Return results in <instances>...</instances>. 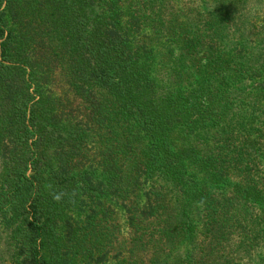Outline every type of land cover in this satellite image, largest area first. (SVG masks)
I'll return each mask as SVG.
<instances>
[{"label":"trees","instance_id":"obj_1","mask_svg":"<svg viewBox=\"0 0 264 264\" xmlns=\"http://www.w3.org/2000/svg\"><path fill=\"white\" fill-rule=\"evenodd\" d=\"M0 229L13 264H264V0H0Z\"/></svg>","mask_w":264,"mask_h":264},{"label":"rangeland","instance_id":"obj_2","mask_svg":"<svg viewBox=\"0 0 264 264\" xmlns=\"http://www.w3.org/2000/svg\"><path fill=\"white\" fill-rule=\"evenodd\" d=\"M183 2H181L182 4ZM97 167V166H96ZM118 216H122L121 212H118ZM118 222L122 223L121 220L118 219ZM124 237H127L128 234H126V229H124V231L121 233ZM7 235L6 232H2L0 229V264H13L10 256H11V246L10 243H8V239H7ZM149 247H152V244H150ZM149 248H148V252H149ZM186 255V249L183 248H178L176 249L175 252H171L170 255L168 256V261H171L172 259L175 260V258L177 257H183ZM173 264V263H172Z\"/></svg>","mask_w":264,"mask_h":264}]
</instances>
